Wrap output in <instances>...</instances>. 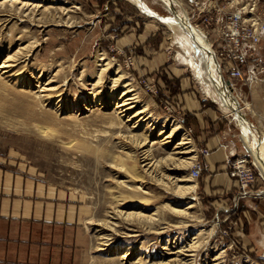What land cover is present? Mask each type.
Wrapping results in <instances>:
<instances>
[{
  "label": "rangeland",
  "instance_id": "374dc122",
  "mask_svg": "<svg viewBox=\"0 0 264 264\" xmlns=\"http://www.w3.org/2000/svg\"><path fill=\"white\" fill-rule=\"evenodd\" d=\"M4 1L0 0V62L15 54L14 69L20 74L0 77V167L43 185L45 195L73 212L82 234L79 264H264V256L254 250L264 247L259 143L253 140L248 154L258 187L241 194L239 187L213 186L199 131L190 128V121L182 122L176 108V97L196 85L198 96L230 109L218 96L228 74L216 58L221 78L216 71L211 80L218 94L206 80L199 48L187 42L183 31L150 12L201 29L205 35L187 33L195 42L210 43L216 52L214 37L202 25V7L211 0H142V5L134 0ZM221 3L225 10L255 6L264 12V0ZM35 5L39 9L32 13ZM101 56L111 61L104 73ZM255 62L264 67V39L244 68L247 81L240 80L264 97V71L257 65L256 74L248 76ZM118 70L124 78L115 86L111 78ZM100 75L110 77V82L103 80L105 89L95 96L91 88ZM50 77L58 88L51 101H40L34 92L38 80ZM132 88L138 105L131 111L143 110V123L135 129L130 127L134 120H127L131 111L120 117L116 108L124 89ZM233 93L248 119L250 135L264 138V113L253 112L246 95ZM177 123L179 132L171 143L163 144ZM183 137L190 140L185 145L189 153H178L176 146ZM143 142L145 146L137 150ZM146 147L151 149V166L141 151ZM196 160L203 166L198 178L191 175ZM183 175L194 181H179ZM130 184L142 189H130ZM145 198L150 199L147 206ZM142 210L154 213L155 219L132 214ZM199 230L203 233L195 238ZM106 233L114 237L109 246L100 244ZM130 246L132 253L123 257ZM177 250L179 255L173 253Z\"/></svg>",
  "mask_w": 264,
  "mask_h": 264
},
{
  "label": "crops",
  "instance_id": "0c3cea01",
  "mask_svg": "<svg viewBox=\"0 0 264 264\" xmlns=\"http://www.w3.org/2000/svg\"><path fill=\"white\" fill-rule=\"evenodd\" d=\"M224 82L234 92L249 97L253 112L264 113L262 91H249L242 81L229 77ZM223 89L221 96L231 110L221 101L219 105L206 95L198 96L196 85L191 92L176 97V108L182 122L190 121V128L199 131V142L208 152L204 156L207 170L214 176L210 182L229 189L239 184L227 171L226 156H248L251 142L259 143L261 138L250 135L248 119L236 104L237 98L233 93L227 98ZM32 182L31 178L0 167V264H79L82 234L73 212L45 195L43 185ZM254 250L264 256V247Z\"/></svg>",
  "mask_w": 264,
  "mask_h": 264
},
{
  "label": "bare ground",
  "instance_id": "6f19581e",
  "mask_svg": "<svg viewBox=\"0 0 264 264\" xmlns=\"http://www.w3.org/2000/svg\"><path fill=\"white\" fill-rule=\"evenodd\" d=\"M5 1H8V3L9 4H13L15 1H17V0H5ZM4 1V2H5ZM136 3H138V4H141L142 5V3H143V1L142 0H134ZM3 2V3H4ZM35 4V3H34ZM22 6H26V4H24V5H22ZM22 6H21V8H22ZM144 7H146V6H144ZM37 8V6L35 5L34 7H32V13L33 12H37L38 11V9H36ZM145 9H147V8H145ZM23 11H25L26 10V8H24L23 7V9H22ZM150 12L153 14V15H155V16H157V17H159L160 19H162V21H164V22H166L167 24H168V26L170 27V28H172V29H178L179 31H183L184 33H182V35L184 34L185 35V38H186V35H187V42L188 43H190L189 41H192L193 43H194V45H195V47L197 46L198 48H199V50L202 52V61H203V64H202V66H204V69H205V73H206V80H207V82L208 83H210V84H212V86H214L215 88H216V86L214 85V83L212 82V80H211V76H212V74L213 75H216L215 73H216V71H217V76H219L220 75V72H221V70H220V67H219V63H218V61H217V59H216V57H214V55H213V53H214V51L213 50H211L210 49V47H211V45H210V43H209V41H208V43H209V46L207 45H205V44H200V43H198V42H195L194 41V39L191 37V36H189V34L187 33V30L188 31H190V32H192V33H195V34H199V35H203L204 33L202 32V30L201 29H199V28H197L196 26H193V27H191L189 24H187V23H184L183 21H181V19H176V18H173L172 16H160V15H158V14H156L155 12H152L151 10H150ZM5 16H7L8 17V19H10V18H12V15L11 14H6ZM187 25V26H186ZM205 35V34H204ZM189 37V38H188ZM204 43H206V42H204ZM25 48V47H24ZM199 50H197V52H199L200 53V51ZM1 51V50H0ZM213 52V53H212ZM207 53H209L210 55H208L207 56ZM201 54V53H200ZM197 55V54H196ZM15 54H13V55H9L5 60L3 59V61L2 62H0V77L2 76L3 77V75H5V77H6V79L7 78H14V77H16V76H18L19 74H20V72H19V70L18 69H14V67H15V63H14V61H15ZM198 57V56H197ZM99 61H101V66H103L102 67V69H101V73H104V71H107L108 69H109V67H110V64H111V61H109L108 59H107V57H105V56H101L100 58H99ZM194 65V64H193ZM192 65V66H193ZM201 73H203V70H201ZM222 73V72H221ZM41 77V76H40ZM123 75L122 74H120V70H118L117 72H116V76H114L113 78H111V81L113 82V84L116 86L121 80H123ZM108 79H109V82H110V77L108 78V76H105V79H104V77L102 76V75H100L99 76V79H98V81L97 82H95L94 84H92V93L93 94H95V96H97L98 94H100L101 93V91L102 90H104L105 89V87L104 86H102V81L103 80H105V83H106V81H108ZM53 78H51L50 77V79L48 80V81H42L41 79L40 80H38V84L36 85V91H34L35 92V94H33V95H35L40 101H43V102H45L46 100H49V101H51V99H52V97H53V93H54V91L58 88V87H56V86H54L53 85ZM221 81L222 80H220V82H219V84H221ZM108 82V83H109ZM218 84V85H219ZM100 85V86H99ZM99 87H101L102 89L101 90H98V88ZM223 87H224V89L223 90H225L224 91V93L227 95V98H229V96H232V93H233V91L231 90V87H230V85H228V84H226V83H224V85H223ZM222 87V88H223ZM214 88V90L218 93V89L216 88L215 89ZM221 87L219 88V89H222ZM26 89V88H25ZM30 89V88H29ZM27 90V89H26ZM107 91V90H106ZM132 91H133V88L132 89H124V91L122 92V94L120 95V100L118 101V102H116V108H117V114H119L120 115V117H123V116H126L128 113H130V111L132 110V109H134V108H136L137 107V105H138V95H136L135 93H132ZM103 92V91H102ZM104 94L105 95H108V93L107 92H104ZM219 94V93H218ZM234 94V93H233ZM110 95V94H109ZM222 94L220 93L218 96L220 97V98H222V100H225L224 98H223V96H221ZM225 96V95H224ZM62 98V97H61ZM118 100V99H117ZM48 101V102H49ZM61 101V100H60ZM45 104V103H44ZM64 104V103H63ZM62 106V105H61ZM243 108V107H242ZM234 111H236V109H234ZM143 112V110L141 109V110H135V111H131V113L129 114V117L127 118V120H131V121H133V124H131V129H135V128H137V127H140V125H142V121H143V119H141L140 118V116H142L141 115V113ZM137 118V119H136ZM149 122V121H148ZM151 123V122H150ZM152 126V125H151ZM129 127V128H130ZM172 131L170 132V133H167L165 136H164V138H163V141H162V143L163 144H168V143H171L172 141H173V138L175 137V135L179 132V130L178 129H180V127H181V124H179V123H177V125L176 124H172ZM154 129V128H153ZM164 129V128H163ZM148 130V129H147ZM163 132H165V130H163ZM135 132H133V134H134ZM152 133V132H151ZM131 134V133H130ZM153 134V133H152ZM165 134V133H164ZM133 138V137H132ZM135 139V138H134ZM146 139H147V137H146ZM190 143V140H189V138L188 137H183V139L182 140H180V141H178V145L176 146L177 148H179L180 149V151L178 150V153H189L191 150H189V148H188V146H185V145H187V144H189ZM147 144V143H146ZM148 145V144H147ZM145 146V142H143L142 144H139V146H137L138 147V149L137 150H139V148H143ZM259 147L261 148V150H262V157H260V159L262 160V163H263V166H264V138H262L261 139V141L259 142ZM141 151H143L142 153L145 155L143 158L144 159H150L148 162H146V165H153L154 164V162L153 161H151V160H153V158H151L150 157V155L152 154L151 153V149H147V147H146V149H144V150H141ZM174 152H175V150H174ZM139 154H138V152H137V154H136V159L138 160H140V156H138ZM261 156V155H260ZM194 158V156H189V157H187V159H193ZM259 159V160H260ZM145 166V165H144ZM154 172V171H153ZM138 176H141V175H138ZM141 180V179H140ZM179 181H194V179L191 177V176H188V175H183V177L181 178V179H179ZM125 182V181H124ZM142 184V183H141ZM181 185V184H180ZM142 185H132V184H130L129 185V188L130 189H133V190H136V191H138V190H140V189H142V187H141ZM196 186V184H188V185H181V186H179V187H187V188H193V187H195ZM146 192V191H145ZM144 192V193H145ZM118 200L120 201L121 200V198L119 197L118 198ZM149 200L150 199H144L143 201H144V203L145 204H143V206H147L148 204H149ZM192 205H190L189 207H191ZM172 208L175 210V211H178V212H182L183 213V211H184V209H178L177 207H174V206H172ZM132 214H135V216H137L138 218L139 217H143V219L145 218V220H153V219H155V216H154V213L153 214H146L143 210L142 211H140V212H137V213H132ZM134 216V215H133ZM111 225V224H110ZM132 228V227H131ZM134 228V227H133ZM109 231V230H108ZM107 231V232H108ZM203 233V230H199L198 232H197V235L195 236V238H198L199 237V235H201ZM100 236V235H99ZM114 237H113V234L112 233H106V234H103L102 236H101V245H104V246H109V245H111L112 243H113V239ZM192 248H193V246H192ZM180 249V248H179ZM180 251L181 250H177V251H174L173 253H175L176 255H179V253H180ZM169 252V251H168ZM172 252V251H171ZM132 253V246H130L129 248H127V250H125V255L123 256V257H127V256H129L130 254ZM181 256H183V255H181ZM183 258V257H182ZM122 259V258H121ZM216 259V258H215ZM141 260V259H140ZM171 260V259H170ZM164 261V260H163ZM160 263V262H159ZM185 263V262H184Z\"/></svg>",
  "mask_w": 264,
  "mask_h": 264
},
{
  "label": "built area",
  "instance_id": "2783aa9c",
  "mask_svg": "<svg viewBox=\"0 0 264 264\" xmlns=\"http://www.w3.org/2000/svg\"><path fill=\"white\" fill-rule=\"evenodd\" d=\"M220 1L211 0L209 6L203 5L202 25L206 27L207 33L214 37L213 41L217 48L214 54L228 77L235 81L246 82L244 68L255 56L257 46L264 39V12H257L255 6L250 9L242 7L225 10L224 3L220 4ZM257 65L258 71H264V67L255 62L253 68L249 69L248 76L256 74L254 70ZM204 152L207 150L205 149ZM225 163L229 175L238 181L241 194L255 184L256 172L248 156L228 154ZM202 167V163L196 160L191 168L192 177H200Z\"/></svg>",
  "mask_w": 264,
  "mask_h": 264
}]
</instances>
